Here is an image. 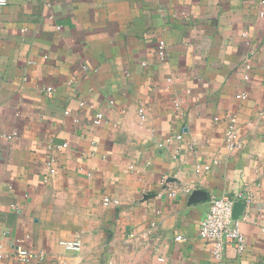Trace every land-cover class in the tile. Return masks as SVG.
<instances>
[{"label":"crops","instance_id":"crops-1","mask_svg":"<svg viewBox=\"0 0 264 264\" xmlns=\"http://www.w3.org/2000/svg\"><path fill=\"white\" fill-rule=\"evenodd\" d=\"M260 12L262 0L0 5L7 250L26 239L45 253L41 264H160L159 256L165 264H216L199 223L211 197L244 193L246 249H229L225 260L264 264ZM96 112L104 115L99 125ZM230 128L234 148L225 141ZM48 158L55 174L45 182ZM61 240L81 247L68 250ZM0 264L26 263L10 254Z\"/></svg>","mask_w":264,"mask_h":264},{"label":"built area","instance_id":"built-area-1","mask_svg":"<svg viewBox=\"0 0 264 264\" xmlns=\"http://www.w3.org/2000/svg\"><path fill=\"white\" fill-rule=\"evenodd\" d=\"M264 4V0H262ZM6 0H0V5H5ZM264 14L260 12L259 16ZM165 47L163 42H159L158 48L163 50ZM54 88L47 86L45 92L52 94ZM245 97V96H244ZM175 108H180V101H174ZM141 118L144 119V110H139ZM68 114V112H65ZM104 119V115L101 112H96L93 115L92 123L99 125ZM225 141L229 148H234L238 145L237 137L232 128L228 129L225 134ZM66 144H62L60 147H65ZM54 159L48 158L45 163V178L44 181L48 182L50 178L55 174ZM105 204H117L118 201L105 197ZM241 202L244 205L251 203V198L244 193H237L232 197L221 196L211 197L208 201V209L200 221L198 226V235L201 239L205 240L210 245V253L216 264H227L225 260L226 252L229 249H234L238 253H242L246 249L245 236L241 228L240 216L234 217L233 208L235 203ZM182 236H176L177 240H180ZM26 239H17L13 244V249L7 250L5 244L0 241V260L9 257L13 254L18 261L26 264H41L45 259V253L43 251L35 250L32 247L25 245ZM61 246L68 250H79L81 242L79 240H61L58 242ZM160 264H165V258L158 257Z\"/></svg>","mask_w":264,"mask_h":264},{"label":"water","instance_id":"water-1","mask_svg":"<svg viewBox=\"0 0 264 264\" xmlns=\"http://www.w3.org/2000/svg\"><path fill=\"white\" fill-rule=\"evenodd\" d=\"M200 194H196L195 197H198ZM243 210V204L241 202H237L235 203L234 205V208H233V214H234V217H237L241 214Z\"/></svg>","mask_w":264,"mask_h":264}]
</instances>
